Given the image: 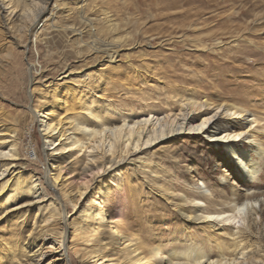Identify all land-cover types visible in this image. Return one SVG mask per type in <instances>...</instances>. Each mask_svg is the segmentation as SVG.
Wrapping results in <instances>:
<instances>
[{
	"label": "rangeland",
	"instance_id": "374dc122",
	"mask_svg": "<svg viewBox=\"0 0 264 264\" xmlns=\"http://www.w3.org/2000/svg\"><path fill=\"white\" fill-rule=\"evenodd\" d=\"M163 1L50 0L47 13L34 25L41 28L37 41L26 29L8 30L0 10V129L17 131L19 162L26 174L42 179L54 163L45 158L48 149L29 112L30 92L51 101L50 91L64 90L61 79L70 73L82 97L76 110L70 106V117L82 112L94 96L95 109L111 120L167 111L176 103L173 96L238 102L264 112V0H183L171 9L164 8L169 2ZM30 17L22 27L31 24ZM106 18L117 25L115 31L106 28ZM110 44L116 58L113 63H108L110 53L102 51ZM31 64L40 71L33 83ZM86 74L88 78H79ZM74 162L75 157L65 164L71 168L67 179L82 174ZM118 168L127 183V202L133 204L125 221L130 238L171 243L181 250L192 242L210 250L207 240L228 239L223 230L209 229L202 235L181 214V205L192 202L190 193L198 184L213 193L206 202L215 211L235 193L246 189L264 193V165L256 183L248 186L226 150L200 135L159 143L144 155L128 157ZM41 183L52 199L54 192L44 180ZM11 191L12 187L0 192V241L17 238L21 232L19 242L24 243L35 209L24 192L14 203L4 202ZM9 204L12 210H3ZM258 212L252 215L251 244H264V216ZM77 216L69 214L70 221H79ZM21 221L25 225L19 229ZM70 241L71 237L67 239L70 253L79 264L74 251L85 245Z\"/></svg>",
	"mask_w": 264,
	"mask_h": 264
},
{
	"label": "bare ground",
	"instance_id": "6f19581e",
	"mask_svg": "<svg viewBox=\"0 0 264 264\" xmlns=\"http://www.w3.org/2000/svg\"><path fill=\"white\" fill-rule=\"evenodd\" d=\"M49 1L0 0L6 28L10 31L26 29L25 33L37 41L41 28L34 25L47 13ZM164 1L169 2L164 4L166 9L183 2ZM31 15V24L22 27ZM105 26L111 32L117 29L108 18ZM112 48L110 44L102 51L110 53ZM112 56L114 53H110L108 63L116 59ZM29 72L33 83L35 74L40 71L31 64ZM88 77L87 74L79 76ZM42 79L43 76L39 81ZM61 81H65L61 84L65 89L53 88L51 101L36 95L34 90L29 95V112L39 125L48 149L45 158L54 162L42 179L24 172V164L19 162L17 131L7 133L0 129V192L10 187L14 192L4 202L14 203L24 192L31 198L29 206L35 209L33 224L25 230L28 234L24 235V243L19 242L23 237L21 232L9 241L1 239L0 260H7L6 264H75L67 244L71 237L70 244L82 242L85 245L74 251L79 264H264L263 242L251 244L249 240L253 237V213L259 215L260 210L264 216V193L250 189L235 193L221 210L215 211L206 202L213 199V193L205 184H198L195 192L190 193L194 197L192 202L181 205L184 207L181 214L195 224L202 235H207L209 229L223 230L228 239L216 243L207 240L212 244L210 250L196 242L181 250L171 247V243H145L130 238L125 221L133 204L127 202V183L118 168L128 157L137 153L144 155L159 143L181 135H200L209 143L222 146L235 161L242 181L253 185L264 165V112H255L238 102L173 96L176 103L167 111L111 120L102 116L105 112L101 109H95L94 96L90 105L70 117V106H74L71 110H76L82 97L78 96L71 73ZM74 157L73 166L81 167L82 174L78 179H67L71 168L65 164ZM103 176L106 179L98 182ZM41 180L54 192L52 199L48 198ZM9 208L12 210L11 204L3 210ZM72 212L78 215L79 221H70ZM24 225V222L19 224V229Z\"/></svg>",
	"mask_w": 264,
	"mask_h": 264
}]
</instances>
